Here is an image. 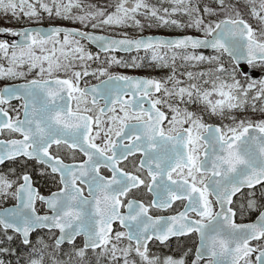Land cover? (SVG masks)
I'll return each instance as SVG.
<instances>
[{
	"label": "snow or ice",
	"instance_id": "6c2138e0",
	"mask_svg": "<svg viewBox=\"0 0 264 264\" xmlns=\"http://www.w3.org/2000/svg\"><path fill=\"white\" fill-rule=\"evenodd\" d=\"M0 13V264H264V76L241 71H264V0ZM144 67L168 72L114 70Z\"/></svg>",
	"mask_w": 264,
	"mask_h": 264
},
{
	"label": "rangeland",
	"instance_id": "374dc122",
	"mask_svg": "<svg viewBox=\"0 0 264 264\" xmlns=\"http://www.w3.org/2000/svg\"><path fill=\"white\" fill-rule=\"evenodd\" d=\"M57 23H63L60 21H56ZM189 32L191 33H196L193 30H189ZM146 33H161V34H179L181 33L179 30H171V29H149L146 30ZM132 35H135L136 33H131ZM141 55H143V53H141ZM125 58V57H123ZM128 58V57H127ZM125 58V59H127ZM115 71H119V72H123L125 74L128 73H141V74H145L147 76L150 77H163L167 74L168 70L167 69H152L149 67H144L141 69H124V68H114ZM3 80H0V84L3 83ZM93 82V81H91ZM13 166H17L18 165H13ZM20 171V170H19ZM28 171L29 172H33V166L32 165H28ZM13 201H9V204H11ZM6 204H4L3 206H5ZM37 207L40 208L41 205H39V203L37 204ZM40 235H44V234H40ZM183 243H187V245L190 247L191 246V241H178L176 238L171 239L170 244L166 245V246H157V245H153L152 246V251L156 254H173L174 252H177L179 250L180 247L183 246Z\"/></svg>",
	"mask_w": 264,
	"mask_h": 264
},
{
	"label": "flooded vegetation",
	"instance_id": "af4514ba",
	"mask_svg": "<svg viewBox=\"0 0 264 264\" xmlns=\"http://www.w3.org/2000/svg\"><path fill=\"white\" fill-rule=\"evenodd\" d=\"M196 34H200V33H196ZM200 51L204 52V54H212V50L211 49H201ZM118 56H122V57H128L127 54H120L117 53ZM134 55V53H133ZM225 60H227V57L225 56ZM259 70V69H257ZM259 72L261 73L260 77L264 76V71L259 70ZM243 74V73H242ZM258 78V79H259ZM256 79V78H255ZM92 83H95V81H93ZM33 176V181L34 184L37 186V188L41 191L42 194H49V191L55 190V184L53 183V181L51 180V178H45V177H40L38 175V169L33 168V172H30Z\"/></svg>",
	"mask_w": 264,
	"mask_h": 264
},
{
	"label": "water",
	"instance_id": "95a60500",
	"mask_svg": "<svg viewBox=\"0 0 264 264\" xmlns=\"http://www.w3.org/2000/svg\"><path fill=\"white\" fill-rule=\"evenodd\" d=\"M45 25H48V24H45ZM151 34L162 35V36H165V37H175V36H179V35H181V34L165 35V34H159V33H151ZM93 47L95 48L94 45H93ZM241 71H242V73H244V72L252 73V76H253L254 78H259V77H260V72H259V70L256 69V70L253 72V70L250 69L246 64L243 65V68L241 69ZM130 75L144 76V75H142V74H130ZM7 83H8V82H7ZM4 84H5V83H4ZM4 84H2L1 86H3ZM35 187H36V186H35ZM36 188H37V187H36ZM9 206H11V204H10V205H7V206H5V207H9Z\"/></svg>",
	"mask_w": 264,
	"mask_h": 264
},
{
	"label": "trees",
	"instance_id": "16d2710c",
	"mask_svg": "<svg viewBox=\"0 0 264 264\" xmlns=\"http://www.w3.org/2000/svg\"><path fill=\"white\" fill-rule=\"evenodd\" d=\"M152 2L153 3H156V0H152ZM44 22H48V23H50L48 20H47V18H45V20H44ZM9 23V20L8 19H5L4 17H3V14L2 13H0V25H3V24H8ZM91 50L92 51H96L95 49H93V48H91ZM9 167H14L13 165H11V164H5V165H3L1 168H0V171H7V168H9ZM18 169V171L20 170L19 168H17ZM45 230H41V232H40V234H45ZM14 259V258H13Z\"/></svg>",
	"mask_w": 264,
	"mask_h": 264
}]
</instances>
